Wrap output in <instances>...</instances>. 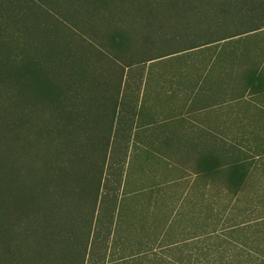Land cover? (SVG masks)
<instances>
[{"label":"trees","instance_id":"trees-1","mask_svg":"<svg viewBox=\"0 0 264 264\" xmlns=\"http://www.w3.org/2000/svg\"><path fill=\"white\" fill-rule=\"evenodd\" d=\"M136 15L164 22L166 33L178 34L171 40L180 38L183 46L170 44L143 64L238 39L242 44L264 32V0H0V264H264V200L256 189L241 213L234 204L214 225L192 229L172 221L129 248L115 242L119 197L105 192L101 179L104 143L100 138L87 144L93 147L89 165L87 148L77 142L88 133L85 118L93 119L97 138L106 125L117 131L124 76L118 93L110 88L109 97L101 98L106 90L93 77L85 82L88 67L72 58L89 36L108 39L115 54L129 48V33L121 30ZM251 46L240 55L248 58L241 71L246 88L263 95L264 47ZM221 59L216 55L200 66L210 72L222 66ZM221 68L227 78L229 71ZM39 113L50 115L43 125ZM240 148L228 153L242 156ZM249 150L241 158L264 167V148ZM26 165L33 169L29 175Z\"/></svg>","mask_w":264,"mask_h":264},{"label":"rangeland","instance_id":"rangeland-1","mask_svg":"<svg viewBox=\"0 0 264 264\" xmlns=\"http://www.w3.org/2000/svg\"><path fill=\"white\" fill-rule=\"evenodd\" d=\"M51 1L48 0L49 3ZM56 6L60 10V7ZM65 7L66 9L68 8L67 6ZM165 14L167 20L169 14ZM176 18V22L182 20V16L179 17L178 14ZM161 19L163 18L161 17ZM125 23L126 25L123 26L121 31L126 34L129 33V39L131 40L129 48L120 50L122 52L119 51L115 54L114 49H110V46L106 44L108 39L104 43L102 39L97 41L94 37L89 36L84 43L85 46L81 49V54L74 53L72 58V60L82 62L88 67L89 73H86L84 75L85 79H83L85 82L88 76L93 77L95 78L96 87L100 88V91L106 90L102 93L101 98L109 97L107 95H109V90L111 89H114V94L118 93L121 77L124 76L121 88L123 103L120 105V115H118L117 121L113 125L117 127V131L113 132L106 125V128L102 129L103 134H99L97 138L95 132H93L95 129L93 128V130L90 126L91 124L94 125L93 119L85 118L83 122L87 127L88 133L83 135L82 143L80 139L77 142L79 146L83 145L87 148L88 153H86L85 162L90 165L93 160L89 152L93 147L91 145L87 147V144L95 145L97 140L102 138L104 144L101 145L102 152L98 164L102 168L104 166V173L101 179H104L103 183L105 179L107 181L105 192H111L113 195H118V197L120 195L119 188L123 183L122 172L126 168L125 161H127L124 143L128 140V136L126 134L127 137H125L123 134L128 130L129 118L137 108L141 98L144 101H149V99L150 101H157L162 98L169 102V106L177 107L179 110H181L183 100L188 103L191 100L194 102L199 97L201 101L205 100V98L214 99L218 106V116H226L227 118L226 122L218 118V129L221 128L227 131V136L224 137L226 141L218 138L217 153H211V157L216 154L217 171L214 179H188L191 182L185 185H182L183 182H176V184L170 185L168 189L160 181L155 190L128 201L125 205L124 215L121 213L122 211L118 213L116 210L114 213L117 222L115 242L118 243L119 241L126 244L129 248L132 245H136V243L147 241V237L150 234H155L157 230H160L165 225L169 218L168 213L174 210L178 212L177 217H175L178 220L175 226H184L182 223H185V225L188 224L189 227L195 229V227L209 225L210 222V225H214L218 217L225 218L227 216L225 213L234 204H237V209L241 213L254 189L258 190L264 200L263 163L256 160L244 161L241 158L250 154V147L264 148V93L263 95L241 94V90L248 87V82L240 66L241 63L248 64L247 56L242 57L240 55L244 51L248 52L247 50L255 48L251 46V43L253 45L261 44L264 47V32L258 34L257 37L254 36L255 38H245L242 44L240 39H238L234 40L233 44L226 45L221 43L185 55L157 60L153 64H143L148 58L165 52L167 49L165 47L170 46V44L174 45V48L179 47V45L183 47L182 42H180L181 39L175 38L171 40L173 37H177L178 34L171 31L166 33L164 22L151 23L140 15H136L132 21ZM9 40L12 43L11 47H14V39L10 37ZM225 45L229 49L222 48ZM232 49L238 54L235 58L233 57ZM116 55L119 61L111 64L112 57ZM216 55L218 59L223 58L221 59L222 66H217L216 69L211 68L210 72L207 67L206 69L204 67L201 68L202 63ZM132 62L135 65L137 64V67L129 69L128 65ZM220 68L221 70L229 71L227 78L225 73L220 75L218 72ZM184 70L187 73V76H184L186 83L181 82V76L177 75V71L181 74L182 72L180 71ZM161 75H165V77H161ZM161 84L162 87L160 88L159 85ZM150 85L155 90L151 89ZM9 97L11 96H5V99ZM224 108H226L227 115L223 112ZM48 117L50 115H45L44 113H39L36 116L40 125H43ZM104 126V124H101L100 128ZM243 136H247L245 143ZM234 146L244 148L245 154L241 153L242 156L236 157H233L234 155L232 154L230 155L228 152ZM250 163H253L251 165L253 167L249 166ZM159 164L156 160H150L146 166L147 169L156 170ZM238 164L242 168L238 169V166H240ZM32 170L30 165H26L24 174L29 175ZM142 171L145 175L140 174L141 168H138L133 163L129 171V177L142 175L144 179H141L139 183L143 184L139 188L148 190L151 188L150 184H156V181H153L151 176H148L144 170ZM53 173L54 176L57 175L55 169ZM69 179H71V173ZM22 182L24 181L22 180ZM191 183H193L191 185V194L195 201L194 204H191L190 200H188L191 204L190 208L183 207L187 201L184 200L183 194H185ZM236 184L241 185L239 190L242 191L239 197L234 196ZM197 199H200L199 204H197ZM259 209H264V203ZM103 210L106 211V208L104 207ZM241 217L239 215V218Z\"/></svg>","mask_w":264,"mask_h":264},{"label":"crops","instance_id":"crops-1","mask_svg":"<svg viewBox=\"0 0 264 264\" xmlns=\"http://www.w3.org/2000/svg\"><path fill=\"white\" fill-rule=\"evenodd\" d=\"M180 72L182 73L177 71V75L181 76V82L186 83L184 78L187 74L186 70ZM162 76L165 77V75ZM159 87L161 88L162 84ZM151 89L155 90L154 87ZM251 93L257 95L250 87L241 90L242 95ZM149 101L140 99L137 108L129 118L128 130L123 134L125 137L128 136V140L124 143L127 161H125L126 168L122 172L123 183L117 209L118 213L122 211L123 215L128 201L155 190L160 181L168 189L176 182H183L182 185L191 182L188 179H214L217 171L216 154L211 157V153H217L218 138L226 141L224 137L227 136V131L218 129L217 120L219 118L226 122L227 118L218 116V106L214 99L205 98L201 101L199 97L194 102L191 100L188 103L183 100L181 110L169 106V102L162 98ZM225 109L223 112L227 115ZM150 160L160 163L156 170L147 169L146 164ZM133 163L141 168L140 174L145 175L142 171L144 170L153 181H156V184L151 183V188L148 190L139 188L143 184L139 182L144 177L142 175L129 177ZM192 184L183 194L184 200H187L183 207L190 208V205L194 204L195 199L191 194ZM199 201L200 199H197V204ZM168 214L166 223L169 225L174 221V225H177L178 220L175 217L178 212L174 210ZM182 224L185 225V223Z\"/></svg>","mask_w":264,"mask_h":264}]
</instances>
